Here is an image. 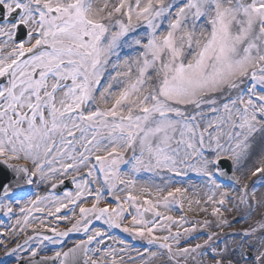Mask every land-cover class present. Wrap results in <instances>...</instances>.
Listing matches in <instances>:
<instances>
[{
	"label": "snow or ice",
	"instance_id": "6c2138e0",
	"mask_svg": "<svg viewBox=\"0 0 264 264\" xmlns=\"http://www.w3.org/2000/svg\"><path fill=\"white\" fill-rule=\"evenodd\" d=\"M0 213V264H264V0H0Z\"/></svg>",
	"mask_w": 264,
	"mask_h": 264
},
{
	"label": "rangeland",
	"instance_id": "374dc122",
	"mask_svg": "<svg viewBox=\"0 0 264 264\" xmlns=\"http://www.w3.org/2000/svg\"><path fill=\"white\" fill-rule=\"evenodd\" d=\"M249 163H252V161H250ZM147 178V174H144L140 177V179H146ZM200 181H199V178L194 174V173H189L187 179L184 181V184L187 185L189 183L191 184H198ZM190 218L192 216H194L192 213H186ZM197 218L199 219H203V216H198ZM13 217L10 219L8 217H5L3 215V213L0 214V223H2L3 221H8V220H12ZM231 219V218H230ZM240 225L239 224H236L234 225V227H239ZM11 228V222L9 224H6V225H3L2 226V231L4 233V236H1L0 239H4V240H7L9 237L7 236V233H8V229ZM225 231H227V229H225ZM115 233L118 234V232L115 231ZM80 236V235H79ZM81 237V236H80ZM16 242V241H15ZM194 242V241H193ZM51 253V251H49V254Z\"/></svg>",
	"mask_w": 264,
	"mask_h": 264
},
{
	"label": "bare ground",
	"instance_id": "6f19581e",
	"mask_svg": "<svg viewBox=\"0 0 264 264\" xmlns=\"http://www.w3.org/2000/svg\"><path fill=\"white\" fill-rule=\"evenodd\" d=\"M199 183H200V182H199ZM199 183H198V184H199ZM37 191H40V192L44 191V190H43V187L41 186L39 189H37Z\"/></svg>",
	"mask_w": 264,
	"mask_h": 264
}]
</instances>
